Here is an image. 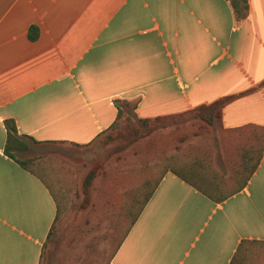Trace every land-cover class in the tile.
I'll return each mask as SVG.
<instances>
[{"label":"crops","instance_id":"crops-1","mask_svg":"<svg viewBox=\"0 0 264 264\" xmlns=\"http://www.w3.org/2000/svg\"><path fill=\"white\" fill-rule=\"evenodd\" d=\"M263 80L264 0L241 17L230 0H0V264H43L58 211L45 179L6 153V120L36 144L88 146L120 104L154 118L232 94L205 144V172L231 194L153 169L157 184L123 229L133 191L114 184L108 211L83 207L84 222L107 231L66 247L60 264H264ZM50 155V177L69 190L59 174L77 172H59Z\"/></svg>","mask_w":264,"mask_h":264},{"label":"rangeland","instance_id":"rangeland-1","mask_svg":"<svg viewBox=\"0 0 264 264\" xmlns=\"http://www.w3.org/2000/svg\"><path fill=\"white\" fill-rule=\"evenodd\" d=\"M132 109V103L128 106L123 105L122 108L120 104L121 117L117 125L103 132L88 146L61 143L36 144L25 138L29 149L17 152L19 157L35 160L55 153L53 163L58 168H62V172H77L76 185L69 190L60 191L53 183L51 184L59 204V217L46 243L43 264L53 254V258L60 264L61 253H64L66 247L77 246L92 232L99 231L103 235L107 231L108 224L102 222L97 225L98 221L93 217L90 218L89 224L84 222L87 209H83V202L87 195L83 192L82 183L85 175L95 165H97L95 169L100 166V169L104 170L98 172L100 175L94 181V190L103 185L104 175L109 178L119 173L125 175L134 171L144 170L145 172L147 169L146 172L152 176L151 183L146 186L148 191L155 183V177L151 173L153 169L164 168L166 171L171 164L189 160L190 155L187 149L198 145L204 146L205 149V144L212 143V138L216 136L215 130L220 128V123L208 125L205 121L189 114L177 121H166L150 128L141 127L137 123L139 118L133 114ZM144 142L152 143L149 145V152L141 149L140 145ZM100 162L102 165H99ZM111 184H115L114 179L106 181L104 186L110 189ZM92 199H98L95 193L92 194ZM136 209L137 207L133 206L129 210V220L122 222L123 229H127L131 215ZM123 233L124 230L118 231V234L115 233L114 241L121 240Z\"/></svg>","mask_w":264,"mask_h":264},{"label":"trees","instance_id":"trees-1","mask_svg":"<svg viewBox=\"0 0 264 264\" xmlns=\"http://www.w3.org/2000/svg\"><path fill=\"white\" fill-rule=\"evenodd\" d=\"M232 7L235 9V11L238 13V15L241 16H245L247 9H248V0H230ZM38 36V28L34 25H32L30 27V37L32 39H36ZM260 85H264V80L260 83ZM238 95L236 94H232V95H227L224 97H221L215 101H212L210 103L207 104H202L199 105L193 109H190L188 111H184L181 113H177V114H171V115H163V116H157L154 118H139L137 123L139 126L141 127H153L158 126L164 122H173V121H177L179 119H182L184 117H186L188 114L192 115L193 117H198L199 119L205 121L208 125H213L215 123H220L221 124V117H222V110L225 107V105L231 101L232 99L236 98ZM119 107V104H118ZM121 117V111L119 110L118 113V118L117 120L112 124V127L117 125V121L118 119ZM6 128H7V139H6V145H5V151L7 154H9L12 157H16L17 152H22V151H26L29 149V144L26 142L25 140V136L20 135L17 132L16 129V125L15 122L13 120H6ZM109 128V129H110ZM38 143V142H35ZM152 143L149 142H144L140 145L141 149L146 150L147 152L150 151L149 145ZM147 152H145L147 154ZM187 153L190 155L189 160L183 161V162H177L174 164H171L168 169L172 172H174L176 175H178L181 179L185 180L187 183L191 184L192 186L198 188L200 191H202L203 193L211 196V197H217V196H225V195H229L231 194V192H227V193H223L220 189V181L217 180L216 178L212 177L210 175V172H205V161H206V151L204 149V146H195L193 148H188L187 149ZM17 158V157H16ZM146 159V157H145ZM17 160L20 162V164L25 167L28 168L32 171H34L35 173L39 174L40 176H42L45 181L47 182V184L49 185L52 193L54 194L53 190H52V183L53 185H55V183L53 182L52 178L50 177L51 173L50 172H54L55 169L53 167H50L48 164L50 163V161H52L51 155H46L44 157H42L41 159H33V158H17ZM99 165H102V162L99 163ZM49 166V167H47ZM97 165H95L94 167H96ZM92 168L88 171V173L85 175L84 179H83V192L85 193L86 198L84 199L83 202V207H89L91 205V209L93 210H100L101 212L104 211H108V209H105L103 206V200L105 199V196H108L109 190L108 188L105 189H99L97 192V197H98V202L100 201V203H93L92 202V193H93V188H94V181L99 177V173L101 172V170L104 169H100L99 168ZM60 168H58L59 170ZM147 169L145 170H141L139 172H133L131 174L126 173L124 174H117V175H111L108 177H103V184L105 185V182L109 181V180H113L115 181V184H121L124 183L125 181H127L130 185V190L133 191L132 192V200H133V206L137 207L136 211L131 215V221L134 222L141 209L143 204L145 203V201L151 196L152 190L154 188V186L157 184V180L155 181L154 185L152 186L151 189H149L148 191H146V186L148 184L151 183L152 180V176L149 175V172H146ZM44 172V173H43ZM58 172V171H55ZM60 172V171H59ZM111 172V171H109ZM60 176L58 177V180H60L62 182V184L68 186V189L70 187H72L73 184L76 185V180H74V178L71 177H67L64 174H59ZM129 176H131L132 178H130ZM114 177V178H113ZM151 177V178H150ZM49 178V179H47ZM108 180H107V179ZM220 178V177H219ZM222 179V178H221ZM106 180V181H105ZM224 180V179H222ZM221 180V181H222ZM114 185V184H111ZM56 186V185H55ZM58 187V186H56ZM59 188V187H58ZM140 188L143 189V198L140 199L139 197H137V193L135 192V190H139ZM60 190V188H59ZM62 191V190H60ZM55 197V195H54ZM56 198V197H55ZM57 201V199H56ZM58 204V202H57ZM59 217V204H58V211L56 214V219L54 222V226L55 223L57 221ZM237 259V257H236ZM234 258V262L236 260Z\"/></svg>","mask_w":264,"mask_h":264}]
</instances>
